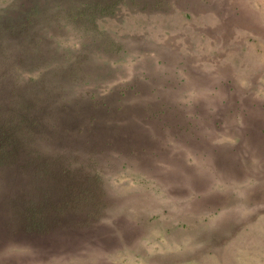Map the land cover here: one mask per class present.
<instances>
[{
	"label": "rangeland",
	"instance_id": "rangeland-1",
	"mask_svg": "<svg viewBox=\"0 0 264 264\" xmlns=\"http://www.w3.org/2000/svg\"><path fill=\"white\" fill-rule=\"evenodd\" d=\"M0 123V264H264V0H0Z\"/></svg>",
	"mask_w": 264,
	"mask_h": 264
},
{
	"label": "trees",
	"instance_id": "trees-1",
	"mask_svg": "<svg viewBox=\"0 0 264 264\" xmlns=\"http://www.w3.org/2000/svg\"><path fill=\"white\" fill-rule=\"evenodd\" d=\"M12 128V127H11ZM0 123V168L7 162L14 163L15 156L18 154V138L14 136L16 129H11ZM71 183L62 185L56 183L54 189H44L43 202L36 203L31 199L33 204L31 207L23 205L22 213L19 215L13 212L15 207L20 210V203L11 205V217L8 220V225L19 223L21 231L27 233L48 232V226L52 225V218L55 217L60 220L69 219L73 215L79 213L90 214L93 211L96 215L103 213L104 208L107 206V201L101 198V194H96L92 188L84 186L83 183ZM51 196H57L60 199H53L49 202ZM46 201V202H45ZM26 206V207H25ZM18 215V216H17ZM99 216L90 217L89 223L97 221ZM77 218H79L77 216Z\"/></svg>",
	"mask_w": 264,
	"mask_h": 264
}]
</instances>
